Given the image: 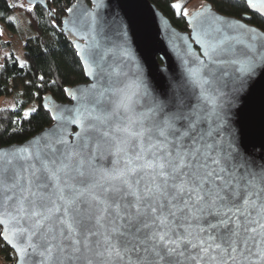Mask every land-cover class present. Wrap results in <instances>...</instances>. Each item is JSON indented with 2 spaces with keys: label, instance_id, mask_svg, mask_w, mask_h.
I'll return each mask as SVG.
<instances>
[{
  "label": "snow or ice",
  "instance_id": "snow-or-ice-1",
  "mask_svg": "<svg viewBox=\"0 0 264 264\" xmlns=\"http://www.w3.org/2000/svg\"><path fill=\"white\" fill-rule=\"evenodd\" d=\"M243 3L264 13V0ZM43 4L91 80L24 111L50 126L0 150V240L16 264H264V154L241 147L232 119L264 74V32L174 3L201 52L188 48L183 81L153 87L126 42L96 38L102 0H68L62 20Z\"/></svg>",
  "mask_w": 264,
  "mask_h": 264
},
{
  "label": "trees",
  "instance_id": "trees-1",
  "mask_svg": "<svg viewBox=\"0 0 264 264\" xmlns=\"http://www.w3.org/2000/svg\"><path fill=\"white\" fill-rule=\"evenodd\" d=\"M156 7L171 19L172 23L179 29L189 31L187 18L177 16L171 7L174 3H180L189 11L193 7H199L202 3H209L219 12L239 18L248 17L249 23L257 25L264 31V18L253 13L243 0H151ZM72 3L75 0H71ZM29 0H0V25L6 28L9 25L13 31L17 25L22 32L20 44L23 53V64L21 57L17 55L12 40L4 41L0 36V97H4L5 103L0 107V144L11 145L12 143H23L41 132L50 125V118L41 115L29 120L23 119V113L29 107L39 106L42 98L52 96L61 102H68L62 88L74 86V84L87 81L82 74V64L79 57L75 55L76 49L73 42L60 28L53 29L50 24L48 8L43 4H35L33 12L26 9L30 6ZM68 0H48V7H55L59 19L62 20L67 13L60 11ZM14 4H23L21 7H10ZM195 7V8H196ZM194 9V8H193ZM193 11V10H192ZM7 17H12L14 24H9ZM21 19L25 21L26 29L22 27ZM5 53H10L12 61L5 60ZM45 77L41 82L39 77ZM58 81L57 85H51L49 81ZM44 84L41 87V84ZM15 108L16 111H11ZM7 109V111H5ZM13 250L0 240V264H15Z\"/></svg>",
  "mask_w": 264,
  "mask_h": 264
},
{
  "label": "water",
  "instance_id": "water-1",
  "mask_svg": "<svg viewBox=\"0 0 264 264\" xmlns=\"http://www.w3.org/2000/svg\"><path fill=\"white\" fill-rule=\"evenodd\" d=\"M34 2L43 4V0H34ZM81 3L87 8H92V0H81ZM209 5L213 12L227 19L240 21L264 32L257 25L249 23L246 20L248 17L239 18L221 14L213 5ZM250 10L264 18V13L251 8ZM97 18L100 21V28L96 38L106 49L112 51H116L126 42L142 68L145 79L153 87L157 86L161 78L165 84L173 80L183 81L186 78L183 60L188 58L186 56L188 48L190 47L198 54L201 52L200 45L194 40V24L190 23L192 17H187L189 31L179 29L151 0H102V6L97 10ZM90 80L91 78L87 77L85 82ZM85 82L78 84L82 85ZM48 97L57 104L69 102H61L52 96ZM233 112V127L238 137L242 132L241 147L247 145L248 150L257 157L264 154V74L258 73L253 77ZM49 126L28 140L40 135ZM28 140L11 145L0 144V150L17 147Z\"/></svg>",
  "mask_w": 264,
  "mask_h": 264
},
{
  "label": "rangeland",
  "instance_id": "rangeland-1",
  "mask_svg": "<svg viewBox=\"0 0 264 264\" xmlns=\"http://www.w3.org/2000/svg\"><path fill=\"white\" fill-rule=\"evenodd\" d=\"M199 6V5H198ZM196 7V6H195ZM193 7L194 9H196V8H198V7ZM192 8V10H194ZM191 10V11H192ZM190 11V12H191ZM21 24H22V27L23 28H25L26 29V24H25V21L23 20V19H21ZM0 27H2L1 25H0ZM19 27H21L20 25H17V27H16V30H18L19 31V33H17V31H13V29L9 26V25H7V27L6 28H4V35H3V40L4 41H8V40H12V42H13V46H15V50L17 51L16 53H17V55L19 56V57H21V59H22V62H24V60H23V53H22V48H21V46H20V44H21V42L23 41V40H20V35L19 34H21L22 35V32L19 30ZM27 30V29H26ZM5 103V101H4V97H0V107L3 105ZM30 108V107H29Z\"/></svg>",
  "mask_w": 264,
  "mask_h": 264
}]
</instances>
